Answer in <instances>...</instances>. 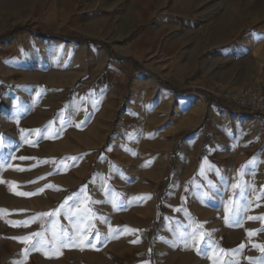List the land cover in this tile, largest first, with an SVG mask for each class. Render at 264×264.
Returning <instances> with one entry per match:
<instances>
[{"label":"rangeland","instance_id":"374dc122","mask_svg":"<svg viewBox=\"0 0 264 264\" xmlns=\"http://www.w3.org/2000/svg\"><path fill=\"white\" fill-rule=\"evenodd\" d=\"M263 7L0 0V264H264Z\"/></svg>","mask_w":264,"mask_h":264},{"label":"built area","instance_id":"2783aa9c","mask_svg":"<svg viewBox=\"0 0 264 264\" xmlns=\"http://www.w3.org/2000/svg\"><path fill=\"white\" fill-rule=\"evenodd\" d=\"M219 98L234 104L241 110L264 117V93L261 88H257L253 92L245 90L222 91L221 94H217V100Z\"/></svg>","mask_w":264,"mask_h":264},{"label":"trees","instance_id":"16d2710c","mask_svg":"<svg viewBox=\"0 0 264 264\" xmlns=\"http://www.w3.org/2000/svg\"><path fill=\"white\" fill-rule=\"evenodd\" d=\"M23 31H26V32H34V30L31 28V27H29V26H21V27H18V28H16V29H14L13 31H11V32H9V33H7L6 35H4V36H1V38H3V37H7V36H11V35H14V34H17V33H19V32H23ZM87 43H89V44H97V45H99V46H102V47H104L105 49H107L108 50V52L115 58V59H117L118 58V56H117V54L109 47V45L108 44H106V43H104V42H100V41H86ZM126 64H129V61H126V62H124V65H126ZM205 143H206V140H205ZM204 150H205V144H204V146H203V148H202V152H204Z\"/></svg>","mask_w":264,"mask_h":264},{"label":"crops","instance_id":"0c3cea01","mask_svg":"<svg viewBox=\"0 0 264 264\" xmlns=\"http://www.w3.org/2000/svg\"><path fill=\"white\" fill-rule=\"evenodd\" d=\"M244 38H246V39H249L250 38L249 41L252 40L253 42H257V39L259 38V35H257L256 33H254L253 35H248V36H245ZM242 44H245V41L244 42H241V45ZM243 47L244 46L242 45V48ZM243 55L245 56L246 53H243ZM77 240L80 242V239H77ZM82 246H85V245L82 244ZM87 257H89V256L85 255V257L82 259V261H80L78 264H101L100 262H97V261H90V260L88 261L87 260Z\"/></svg>","mask_w":264,"mask_h":264},{"label":"bare ground","instance_id":"6f19581e","mask_svg":"<svg viewBox=\"0 0 264 264\" xmlns=\"http://www.w3.org/2000/svg\"><path fill=\"white\" fill-rule=\"evenodd\" d=\"M249 13V17H254V16H259V15H264V7L262 8V12L258 11V12H252V10H248ZM263 17V16H262ZM235 24V23H234ZM233 26V25H232ZM225 30V29H224ZM197 186H196V190H197Z\"/></svg>","mask_w":264,"mask_h":264},{"label":"snow or ice","instance_id":"6c2138e0","mask_svg":"<svg viewBox=\"0 0 264 264\" xmlns=\"http://www.w3.org/2000/svg\"><path fill=\"white\" fill-rule=\"evenodd\" d=\"M233 187H236L235 185ZM21 195H28L26 193H21ZM45 215H48L47 213ZM38 235V234H37ZM28 238H25V240H27Z\"/></svg>","mask_w":264,"mask_h":264}]
</instances>
